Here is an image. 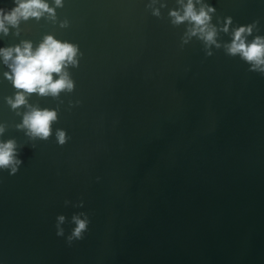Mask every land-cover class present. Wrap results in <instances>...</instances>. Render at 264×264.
Returning <instances> with one entry per match:
<instances>
[{
  "label": "water",
  "instance_id": "95a60500",
  "mask_svg": "<svg viewBox=\"0 0 264 264\" xmlns=\"http://www.w3.org/2000/svg\"><path fill=\"white\" fill-rule=\"evenodd\" d=\"M206 2L213 24L258 20L254 35L264 36V0ZM146 3L64 0L55 24L30 19L19 36H0V47H35L50 34L83 54L47 141L15 130L21 117L4 101L14 90L0 64V123L9 125L0 140L23 146L18 172L0 170V264H264V77L222 49L206 57L195 39L181 49L185 26L167 19L175 0L162 19ZM56 129L70 137L63 146ZM81 212L88 230L69 245Z\"/></svg>",
  "mask_w": 264,
  "mask_h": 264
},
{
  "label": "clouds",
  "instance_id": "9594fccd",
  "mask_svg": "<svg viewBox=\"0 0 264 264\" xmlns=\"http://www.w3.org/2000/svg\"><path fill=\"white\" fill-rule=\"evenodd\" d=\"M14 7L0 8V36L7 37L10 29L13 35L19 36V25L30 19H45L55 24L57 22L56 9L64 7V0H13ZM176 7L169 9L167 19L171 26L184 25L183 35L180 37L181 49L193 39L199 41L206 57H211L215 48L222 49L229 57H239L247 64L248 71L264 77V36L254 35L258 33L259 21L243 26H232L231 17L221 21L216 18L212 23L216 9L211 7L206 0H175ZM146 11L151 16L162 19V10L167 8V0H147ZM61 29L69 27L67 19L59 23ZM221 34L230 36V42L220 41ZM252 37L249 40V37ZM83 54L78 45L68 41H60L53 35H44L41 42L33 46L31 41L22 40L19 44L8 47H0V64L8 70L3 72L13 90L14 95L5 97L4 101L16 116L21 117V122L14 125L15 130L21 131L28 141H47L53 135V125L58 121L61 94L73 92L75 82L68 71L69 67L76 68ZM35 95L38 98L51 97L58 101L55 109L41 108L38 103H29V99ZM79 101L76 105H79ZM73 107L69 102V108ZM21 108L24 109L21 112ZM9 125L0 123V137L4 136ZM70 137L62 129L55 130L57 145H65ZM34 147V145H31ZM23 146L17 144L15 139L0 140V170L7 171L10 176L15 175L22 165L18 158ZM98 179V178H97ZM65 205L68 201L64 202ZM83 207V201L75 205ZM65 222L63 215L56 217V235L64 236L61 225ZM74 228L67 236L66 242L71 245L73 241L84 238L88 230L89 218L81 212L73 215Z\"/></svg>",
  "mask_w": 264,
  "mask_h": 264
}]
</instances>
